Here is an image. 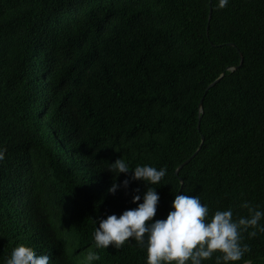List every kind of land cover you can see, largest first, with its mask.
Listing matches in <instances>:
<instances>
[{
  "label": "trees",
  "instance_id": "trees-1",
  "mask_svg": "<svg viewBox=\"0 0 264 264\" xmlns=\"http://www.w3.org/2000/svg\"><path fill=\"white\" fill-rule=\"evenodd\" d=\"M2 148L0 264L19 244L50 264H88L90 248L91 264H147L146 245L95 249L93 234L150 186L153 222L180 191L210 217L264 212V0H0ZM119 158L128 174L109 171ZM138 165L166 175L131 181ZM242 244L229 264H264V233Z\"/></svg>",
  "mask_w": 264,
  "mask_h": 264
},
{
  "label": "clouds",
  "instance_id": "clouds-1",
  "mask_svg": "<svg viewBox=\"0 0 264 264\" xmlns=\"http://www.w3.org/2000/svg\"><path fill=\"white\" fill-rule=\"evenodd\" d=\"M227 4L228 0H218L221 9ZM6 151V148L0 149V161L5 159ZM109 171L118 173L116 176L130 172L122 158L109 164ZM166 171V167L157 169L149 165H138L131 170V181L156 185L166 175ZM129 184V179L123 181L125 189ZM116 190L114 182L109 193L115 194ZM135 192L138 193L139 189ZM159 199L155 188L150 186L143 194V203H138L141 200L139 194L133 196L132 203L138 204L137 208L124 211L119 218L110 215L100 220L99 227L94 230L93 248L107 249L112 245L120 249L125 242L134 239L137 245H146L147 264H203V261L212 259L216 253L219 254L216 256V264H229L240 261L250 251L248 245L242 244L243 233H248L249 238L255 237L257 232L264 233V225L259 223L264 212L249 203L240 206L247 209V216L234 218L229 208L217 210L210 217L208 206L202 204L198 196L182 193L175 195L173 210L167 218L153 222ZM99 259L100 256L90 248L86 257L88 264ZM6 264H50V256L37 255L32 248L19 244L13 248ZM244 264L251 262L245 261Z\"/></svg>",
  "mask_w": 264,
  "mask_h": 264
},
{
  "label": "water",
  "instance_id": "water-1",
  "mask_svg": "<svg viewBox=\"0 0 264 264\" xmlns=\"http://www.w3.org/2000/svg\"><path fill=\"white\" fill-rule=\"evenodd\" d=\"M211 14H212V12L210 11V15H209V19H211ZM232 46H234L233 44H232ZM241 55V64H240V66L242 65V63H243V57H242V54H240ZM224 77V74H222L219 78H217L213 83H211L208 87H207V89H206V93H207V91H209L211 88H213L218 82H220V80L222 79ZM203 100H204V98H202L201 99V101H200V110H201V112L203 111ZM198 128H200V123L198 124ZM203 143H204V137H202V141H201V144H200V146H199V148H198V150L189 158V159H187L186 161H184L178 168H177V170H176V175L177 176H179V172L187 165V164H189L191 161H192V159L193 158H195L196 157V155L199 153V151L201 150V148H202V146H203ZM181 183L183 184V182H182V180H181ZM180 193H181V191H180ZM179 193V194H180Z\"/></svg>",
  "mask_w": 264,
  "mask_h": 264
}]
</instances>
